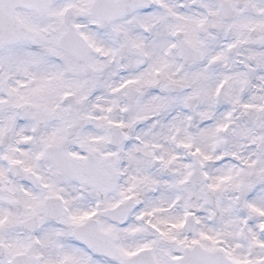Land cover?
<instances>
[{
	"label": "snow or ice",
	"instance_id": "obj_1",
	"mask_svg": "<svg viewBox=\"0 0 264 264\" xmlns=\"http://www.w3.org/2000/svg\"><path fill=\"white\" fill-rule=\"evenodd\" d=\"M0 264H264V0H0Z\"/></svg>",
	"mask_w": 264,
	"mask_h": 264
}]
</instances>
